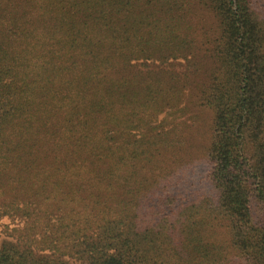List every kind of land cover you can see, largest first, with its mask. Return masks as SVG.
I'll use <instances>...</instances> for the list:
<instances>
[{
    "label": "trees",
    "instance_id": "1",
    "mask_svg": "<svg viewBox=\"0 0 264 264\" xmlns=\"http://www.w3.org/2000/svg\"><path fill=\"white\" fill-rule=\"evenodd\" d=\"M3 236L0 264H264V0H0Z\"/></svg>",
    "mask_w": 264,
    "mask_h": 264
},
{
    "label": "rangeland",
    "instance_id": "2",
    "mask_svg": "<svg viewBox=\"0 0 264 264\" xmlns=\"http://www.w3.org/2000/svg\"><path fill=\"white\" fill-rule=\"evenodd\" d=\"M206 20L211 22V18ZM201 21L204 16L201 15ZM205 23H208V21ZM210 116L207 108L196 106L191 103L185 114L192 126L186 128L183 145L172 154V162L169 167L175 172L174 183L170 192L177 197L176 202L183 201L192 193H198L207 189L206 171V148L210 140ZM174 159V160H173ZM178 160V161H176ZM176 161V162H175ZM7 222V220H4ZM6 237L0 238V246Z\"/></svg>",
    "mask_w": 264,
    "mask_h": 264
}]
</instances>
